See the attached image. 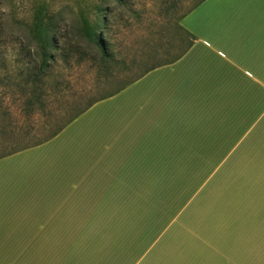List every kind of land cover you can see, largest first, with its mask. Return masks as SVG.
<instances>
[{"label":"crops","instance_id":"1","mask_svg":"<svg viewBox=\"0 0 264 264\" xmlns=\"http://www.w3.org/2000/svg\"><path fill=\"white\" fill-rule=\"evenodd\" d=\"M194 8L177 21L194 36L181 58L95 103L51 140L0 159V264H159L158 255L147 257L169 226L152 235L153 217L139 227L162 188L152 184L155 173L171 174L174 159L176 172H186L190 158L210 165L184 205L204 203L209 186L216 194L235 186L229 205L242 206L239 231L258 222L251 232L264 236V0H204ZM229 56L250 72L236 75ZM81 119L78 145L63 148L76 131L64 133ZM108 205L117 214L103 218ZM231 238L218 245L221 253L234 251ZM212 242L206 248L217 260L197 264H234L222 262Z\"/></svg>","mask_w":264,"mask_h":264},{"label":"rangeland","instance_id":"2","mask_svg":"<svg viewBox=\"0 0 264 264\" xmlns=\"http://www.w3.org/2000/svg\"><path fill=\"white\" fill-rule=\"evenodd\" d=\"M195 1L0 0V126L5 127L4 130L30 126L37 128L50 117L48 113L58 115L64 113L63 107L67 104L84 102L91 96H105L131 76L140 73L143 64L146 67L153 61L174 56L185 46V40L181 42L177 21L180 16L193 10L189 9ZM211 11V6L206 7L208 16ZM197 14L198 11L184 15L186 17L181 24L188 25ZM88 33H99L106 44L110 59L103 61V70L100 67L99 48L89 40ZM250 47L247 45L245 51L241 52L242 61L249 59ZM44 52L51 58L47 59L48 68L36 80L33 74H36ZM229 58L235 63H230V67L236 75L242 74L240 69L250 72L236 57ZM40 92L46 94L40 98L46 104L44 111L37 110L28 117L25 105L29 98ZM80 96L83 99L79 101ZM33 101L37 108L39 103L36 99ZM111 109L103 106L104 112ZM86 120L78 121L77 129L69 127L66 130L65 135L71 130L76 134L71 139L67 137L71 144L62 143L63 148L69 145L74 148L75 143L78 145L77 133L86 129ZM105 120L106 117H103ZM16 134L24 135L21 132ZM36 134L31 132L29 136ZM192 159L195 158L189 159L186 172L174 170L179 166L174 159L171 174L155 173L156 180L152 184L162 188L156 194L154 209L142 214L144 219L140 221L139 229H142L144 220L154 217L156 230L152 235L165 229L166 225L169 231L147 260L158 255L160 261L154 262L159 264L211 263L217 257L206 247L208 241L213 245L214 240V251L224 263L231 260L234 264H264V236H259L258 231L251 232L258 222L239 231L243 228V222L235 221V218L242 213V206L229 205L238 188L233 186L229 189L226 186L216 194L209 186L204 189L206 195L200 201L204 203L193 209L186 206L187 199L193 195L203 177L204 172L200 170L210 168V165L196 166ZM78 161L76 157L74 163L78 164ZM206 162L209 163L205 160L204 164ZM196 168L199 169L198 173L192 172ZM79 177L72 179L76 193L80 192ZM239 178H243V174ZM43 180L51 183L52 174L44 173ZM146 197H152V192ZM97 209L99 206L93 205L92 212ZM159 212L165 216L158 217ZM116 214L114 205H108V210H103V218H112ZM214 231L217 233L213 236ZM173 232L178 235L173 236ZM231 236L234 251L221 253L219 246L226 243L223 239L229 240Z\"/></svg>","mask_w":264,"mask_h":264},{"label":"trees","instance_id":"3","mask_svg":"<svg viewBox=\"0 0 264 264\" xmlns=\"http://www.w3.org/2000/svg\"><path fill=\"white\" fill-rule=\"evenodd\" d=\"M204 0H196L194 4L191 6L189 10H191L194 7H197L199 4H201ZM177 29L181 32L182 40H185V46L177 52L172 57H164L160 60L153 61L149 66H146L143 64L141 72L138 74H135L129 78V80L122 82L113 92L108 93L105 96H91L88 97L84 102L80 103H73V104H67L63 107V112L58 115L47 114L50 116L48 119L44 120L37 128L35 127H27V128H12L9 130H4L2 128L3 126H0V159L9 155H12L16 152L39 146L52 138H54L56 135H58L65 127H67L72 121H74L77 117H79L81 114H83L85 111H87L91 106H93L95 103L106 99L115 93L119 92L126 86L130 85L134 81L141 78L143 75H145L148 71L160 67L166 64L173 63L174 61L178 60L183 56L189 48L193 45L194 36L190 34L187 30L182 28L180 25L177 24ZM88 38L90 41H93L96 46H98L100 51V67L103 70V61H108L110 57L107 54V51L105 49L106 44L102 41V37L99 33L93 34L88 33ZM188 38V41H186ZM51 58L49 55L44 52V56L40 61V64L38 65L36 69V74L34 73V77L36 80H38V77L45 72V70L48 68V61L47 59ZM134 63L137 64L135 61ZM134 64V65H136ZM133 65V64H132ZM138 65V64H137ZM44 92H40V94L36 95L35 97H31L28 100V103H26L24 110L25 114L30 117L34 112L37 110H40L41 112L44 111V108L46 104L44 103V100L41 102L40 98L45 97ZM36 101L39 103V106L35 108L34 104ZM42 99V98H41ZM83 98L80 96L78 97V100H82ZM53 115V116H52ZM21 132L24 133V135H17L16 133ZM31 132H34L33 136H29Z\"/></svg>","mask_w":264,"mask_h":264}]
</instances>
